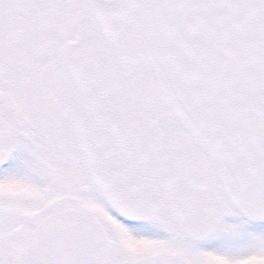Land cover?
<instances>
[{
  "label": "snow or ice",
  "instance_id": "obj_1",
  "mask_svg": "<svg viewBox=\"0 0 264 264\" xmlns=\"http://www.w3.org/2000/svg\"><path fill=\"white\" fill-rule=\"evenodd\" d=\"M0 264H264V0H0Z\"/></svg>",
  "mask_w": 264,
  "mask_h": 264
}]
</instances>
